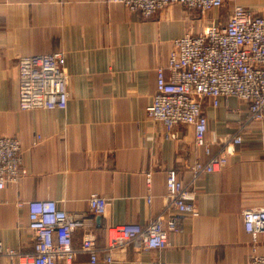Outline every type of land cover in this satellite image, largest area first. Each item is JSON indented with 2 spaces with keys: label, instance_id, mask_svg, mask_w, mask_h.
<instances>
[{
  "label": "crops",
  "instance_id": "1",
  "mask_svg": "<svg viewBox=\"0 0 264 264\" xmlns=\"http://www.w3.org/2000/svg\"><path fill=\"white\" fill-rule=\"evenodd\" d=\"M237 6L264 17V0H225L203 16L172 4L150 18L106 0H0V136L21 138L27 170L18 184L0 190L5 246L33 250L29 209L18 202L54 200L68 212H85L89 196L97 193L110 202L106 214L93 221L104 249L107 226L143 225L165 210L167 172L175 169L185 184L192 182L199 215H185L164 250L129 245L115 252L112 263L101 253L95 264L248 263L243 212L264 206V125L252 121L241 130L247 106L235 97L218 107L207 103L212 150L239 131L243 142L222 170L194 180L193 163L208 158L194 143L193 127L179 125L178 138L166 140L163 124L146 111L172 42L191 26L194 33L212 23L224 26ZM53 52L65 55L67 108L21 110L20 59ZM37 136L41 140L34 145ZM259 250L264 254V234ZM0 264L16 261L4 257ZM73 264L92 263L81 252Z\"/></svg>",
  "mask_w": 264,
  "mask_h": 264
},
{
  "label": "built area",
  "instance_id": "2",
  "mask_svg": "<svg viewBox=\"0 0 264 264\" xmlns=\"http://www.w3.org/2000/svg\"><path fill=\"white\" fill-rule=\"evenodd\" d=\"M121 4L144 18H150L172 4H180L187 12L205 15L220 8L225 0H106ZM19 108L21 110H64L68 106V73L63 52L25 56L19 61ZM237 98L247 106V121L264 125V17L237 6L224 26L214 23L200 32L188 31L172 42L166 63L157 71V89L147 116L164 126L166 140L178 138L179 125L192 126L194 143L202 148L207 160L196 159L192 165L194 180L204 174L222 170L229 162L234 146L243 142L239 131L217 151L207 141V103L218 107L222 99ZM41 140L37 136L34 145ZM221 144V145H222ZM24 151L19 136H0V190L18 184L26 175ZM146 185L152 189V172L146 174ZM166 207L148 223L107 226L108 245L101 249L99 234L94 230L95 217L106 214L109 200L97 193L88 199L85 212H68L54 200L18 202L29 209V229L33 234V250L22 251L0 241V259L16 264H73L79 253L88 254L92 264L99 254L112 263L114 254L129 245L149 250L168 247L169 234L179 232L185 215L198 216L197 192L192 182L185 184L175 169L167 172ZM148 202L152 201L149 196ZM174 209L177 214H167ZM244 229L250 236L247 264H264L260 252L264 234V206L243 212ZM80 243L75 245V238ZM155 264H168L157 261Z\"/></svg>",
  "mask_w": 264,
  "mask_h": 264
},
{
  "label": "rangeland",
  "instance_id": "3",
  "mask_svg": "<svg viewBox=\"0 0 264 264\" xmlns=\"http://www.w3.org/2000/svg\"><path fill=\"white\" fill-rule=\"evenodd\" d=\"M106 2H107V1H106ZM107 4H108V3H107ZM201 16H202V15H201ZM191 30H192V26H191L190 28H188L187 32H188V31H191ZM187 32H186V33H187ZM186 33H185V34H186ZM185 34H184V35H185Z\"/></svg>",
  "mask_w": 264,
  "mask_h": 264
},
{
  "label": "water",
  "instance_id": "4",
  "mask_svg": "<svg viewBox=\"0 0 264 264\" xmlns=\"http://www.w3.org/2000/svg\"><path fill=\"white\" fill-rule=\"evenodd\" d=\"M101 217H99V219H100Z\"/></svg>",
  "mask_w": 264,
  "mask_h": 264
}]
</instances>
